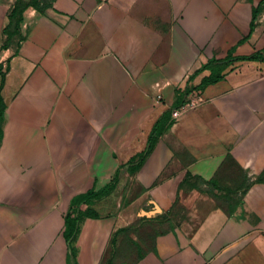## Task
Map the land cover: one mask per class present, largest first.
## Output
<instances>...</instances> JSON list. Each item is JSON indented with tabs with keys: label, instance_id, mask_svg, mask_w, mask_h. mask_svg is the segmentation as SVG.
<instances>
[{
	"label": "crops",
	"instance_id": "crops-1",
	"mask_svg": "<svg viewBox=\"0 0 264 264\" xmlns=\"http://www.w3.org/2000/svg\"><path fill=\"white\" fill-rule=\"evenodd\" d=\"M14 4L0 264H264V0H52L4 47Z\"/></svg>",
	"mask_w": 264,
	"mask_h": 264
},
{
	"label": "trees",
	"instance_id": "trees-1",
	"mask_svg": "<svg viewBox=\"0 0 264 264\" xmlns=\"http://www.w3.org/2000/svg\"><path fill=\"white\" fill-rule=\"evenodd\" d=\"M51 2L46 4V5H40V3L37 0H34V2L32 4H24V5L17 4L10 14V24L5 29V35L7 36V41L4 45V47H6L13 40V38H15L16 35H20L21 25L24 21L23 14L29 5H31L33 8H35L39 13H44L45 10L51 6ZM255 18H256V16H255ZM23 38H24L23 34H21L20 41L23 40ZM244 60H258V61L264 62V55L262 53H259L253 57L245 58ZM218 80H220L219 77L206 79L203 81L202 86L211 84V83L216 82ZM4 81H5V75L1 72V69H0V124L3 120V112L5 109V103H4L3 97L1 95V91H2V88L4 86ZM165 119H166V117L165 118L163 117L161 120H159L156 123L154 130H153V133H152L150 140H149V147H148L147 152L145 154H148L150 152V150L152 149V146L157 141L158 137L166 130V126L164 123ZM144 155L142 156V159L144 158ZM141 161L142 160H140V163H141ZM257 181H259V179ZM214 186L216 188H219L220 190H223L217 183H214ZM247 188L248 187H246L244 189L243 193L247 190ZM101 194L102 193L92 192L89 194V196L99 197ZM216 198H217V202H218L219 206L223 207V209L227 213L231 214L232 211L234 210L235 205L237 204L236 200H235L234 193H232L230 191H226L225 195L217 196ZM227 206H230L231 208L229 209ZM71 219L72 218L69 214L67 216V238L69 239V242H70V239L72 237L73 230H74V225H72ZM69 244H70V251H71L70 252V261L72 264H77V262H76L77 249L72 245V243H69ZM113 247H114V242H113Z\"/></svg>",
	"mask_w": 264,
	"mask_h": 264
},
{
	"label": "rangeland",
	"instance_id": "rangeland-1",
	"mask_svg": "<svg viewBox=\"0 0 264 264\" xmlns=\"http://www.w3.org/2000/svg\"><path fill=\"white\" fill-rule=\"evenodd\" d=\"M37 1L40 3V5H46V4L50 3L52 0H37ZM33 2H34V0H15L14 5L16 6L17 4H19V5L32 4ZM30 7H32V6L29 5L28 8H30ZM21 34H22V31L20 29V35L15 36V44H18L20 42ZM128 186H129V183H128V185L125 186L124 191L128 188ZM129 188H131L132 193H134V194L138 193V190H136L134 187H129ZM183 216L187 217L186 214H184Z\"/></svg>",
	"mask_w": 264,
	"mask_h": 264
},
{
	"label": "built area",
	"instance_id": "built-area-1",
	"mask_svg": "<svg viewBox=\"0 0 264 264\" xmlns=\"http://www.w3.org/2000/svg\"><path fill=\"white\" fill-rule=\"evenodd\" d=\"M158 90H161L162 85H157ZM161 97V96H159ZM201 102H203L201 99L199 101H193L191 100L189 103L185 104L184 106L180 107L179 109L175 110L173 112V118L179 119L181 116L186 114L189 110L197 107Z\"/></svg>",
	"mask_w": 264,
	"mask_h": 264
},
{
	"label": "water",
	"instance_id": "water-1",
	"mask_svg": "<svg viewBox=\"0 0 264 264\" xmlns=\"http://www.w3.org/2000/svg\"><path fill=\"white\" fill-rule=\"evenodd\" d=\"M162 211L161 209H159V207L157 205H155L154 209H152L151 211L147 212L146 215L147 216H154V215H158L161 214Z\"/></svg>",
	"mask_w": 264,
	"mask_h": 264
}]
</instances>
